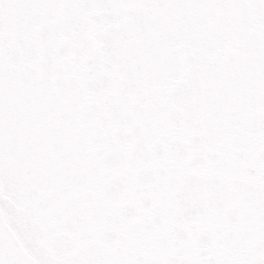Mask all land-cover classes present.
<instances>
[{
  "label": "water",
  "instance_id": "obj_1",
  "mask_svg": "<svg viewBox=\"0 0 264 264\" xmlns=\"http://www.w3.org/2000/svg\"><path fill=\"white\" fill-rule=\"evenodd\" d=\"M182 2L0 9V264H230L221 233L264 237V0ZM189 180L200 207L178 214Z\"/></svg>",
  "mask_w": 264,
  "mask_h": 264
},
{
  "label": "snow or ice",
  "instance_id": "obj_2",
  "mask_svg": "<svg viewBox=\"0 0 264 264\" xmlns=\"http://www.w3.org/2000/svg\"><path fill=\"white\" fill-rule=\"evenodd\" d=\"M16 0H0V9L6 13L8 8L20 7ZM160 6H167L161 3ZM177 6V5H173ZM179 6L184 7H222L225 6L224 0H183ZM259 7V5H257ZM185 65L177 58L172 65L171 69L166 72L160 73L157 77L162 82H164L169 88H176L178 82L184 77ZM201 145L197 142L194 143L189 151H196ZM201 182L196 181H186L184 184L180 185L176 192V200L178 201V214H182L187 209H192L194 207H200V202L198 201L199 195V185ZM116 189L120 192L126 190V182L119 181L116 184ZM115 189L110 190V194ZM169 264H175L174 261H170ZM240 264H264V237L256 239L248 250L244 253Z\"/></svg>",
  "mask_w": 264,
  "mask_h": 264
}]
</instances>
